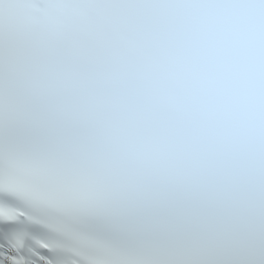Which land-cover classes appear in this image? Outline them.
<instances>
[{
    "label": "snow or ice",
    "instance_id": "6c2138e0",
    "mask_svg": "<svg viewBox=\"0 0 264 264\" xmlns=\"http://www.w3.org/2000/svg\"><path fill=\"white\" fill-rule=\"evenodd\" d=\"M0 264H264V0H0Z\"/></svg>",
    "mask_w": 264,
    "mask_h": 264
}]
</instances>
